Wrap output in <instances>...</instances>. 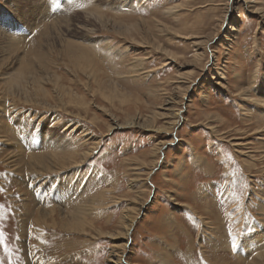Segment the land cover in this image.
Instances as JSON below:
<instances>
[{"label": "rangeland", "instance_id": "obj_1", "mask_svg": "<svg viewBox=\"0 0 264 264\" xmlns=\"http://www.w3.org/2000/svg\"><path fill=\"white\" fill-rule=\"evenodd\" d=\"M49 4L0 0V264H264V0Z\"/></svg>", "mask_w": 264, "mask_h": 264}, {"label": "bare ground", "instance_id": "obj_2", "mask_svg": "<svg viewBox=\"0 0 264 264\" xmlns=\"http://www.w3.org/2000/svg\"><path fill=\"white\" fill-rule=\"evenodd\" d=\"M108 1H113V3H115L116 0H108ZM120 1L125 2V0H120ZM44 2H45V5H46V6H47V4H48L49 6L51 5V4H49L50 0H44ZM51 3H52V2H51ZM49 6H48V7H49ZM173 116H174L175 119H177V117H179L178 112L174 113ZM44 139H45V138H43V141H44ZM44 142L46 143L47 141H44ZM47 143H48V142H47ZM131 225H132V220L130 221L129 225L127 226L126 234H128V230L130 229Z\"/></svg>", "mask_w": 264, "mask_h": 264}, {"label": "snow or ice", "instance_id": "obj_3", "mask_svg": "<svg viewBox=\"0 0 264 264\" xmlns=\"http://www.w3.org/2000/svg\"><path fill=\"white\" fill-rule=\"evenodd\" d=\"M53 5L56 6L55 0H53ZM3 244H4V236H3V233H0V245H3ZM233 247H235V242H233ZM5 251L6 252L8 251L7 247H5Z\"/></svg>", "mask_w": 264, "mask_h": 264}]
</instances>
